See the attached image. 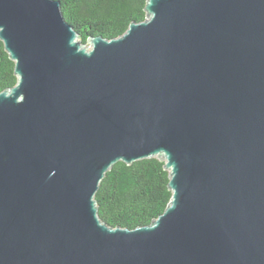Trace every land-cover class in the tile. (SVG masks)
Returning <instances> with one entry per match:
<instances>
[{
	"label": "water",
	"instance_id": "water-1",
	"mask_svg": "<svg viewBox=\"0 0 264 264\" xmlns=\"http://www.w3.org/2000/svg\"><path fill=\"white\" fill-rule=\"evenodd\" d=\"M82 44L56 0H0V264H264V0H147ZM158 158L171 200L111 228L95 194Z\"/></svg>",
	"mask_w": 264,
	"mask_h": 264
},
{
	"label": "trees",
	"instance_id": "trees-1",
	"mask_svg": "<svg viewBox=\"0 0 264 264\" xmlns=\"http://www.w3.org/2000/svg\"><path fill=\"white\" fill-rule=\"evenodd\" d=\"M66 22L82 44L100 36L106 40L123 35L131 23L146 19L147 0H56ZM14 62L0 41V93L14 87ZM165 162L150 158L126 165L118 162L100 181L95 194L98 216L111 228L133 230L148 226L166 209L171 192Z\"/></svg>",
	"mask_w": 264,
	"mask_h": 264
},
{
	"label": "rangeland",
	"instance_id": "rangeland-1",
	"mask_svg": "<svg viewBox=\"0 0 264 264\" xmlns=\"http://www.w3.org/2000/svg\"><path fill=\"white\" fill-rule=\"evenodd\" d=\"M86 47H87L88 49H90V48H91L90 43H87V44H86Z\"/></svg>",
	"mask_w": 264,
	"mask_h": 264
}]
</instances>
